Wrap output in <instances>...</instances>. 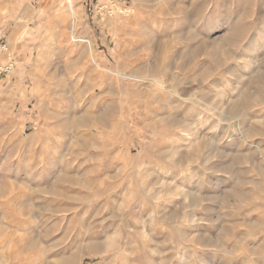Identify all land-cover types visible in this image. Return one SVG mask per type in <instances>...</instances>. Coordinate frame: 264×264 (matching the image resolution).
<instances>
[{"label":"rangeland","instance_id":"rangeland-1","mask_svg":"<svg viewBox=\"0 0 264 264\" xmlns=\"http://www.w3.org/2000/svg\"><path fill=\"white\" fill-rule=\"evenodd\" d=\"M0 264H264V0H0Z\"/></svg>","mask_w":264,"mask_h":264},{"label":"bare ground","instance_id":"bare-ground-1","mask_svg":"<svg viewBox=\"0 0 264 264\" xmlns=\"http://www.w3.org/2000/svg\"><path fill=\"white\" fill-rule=\"evenodd\" d=\"M234 34V33H233ZM235 36V35H234ZM260 75H261V73H260ZM247 98V97H246ZM228 169V168H227ZM96 247V246H95Z\"/></svg>","mask_w":264,"mask_h":264}]
</instances>
